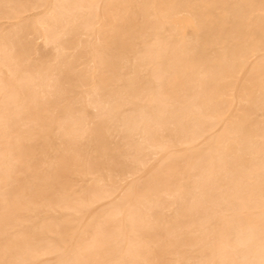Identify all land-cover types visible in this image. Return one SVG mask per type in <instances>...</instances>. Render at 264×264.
Masks as SVG:
<instances>
[{
	"label": "bare ground",
	"instance_id": "6f19581e",
	"mask_svg": "<svg viewBox=\"0 0 264 264\" xmlns=\"http://www.w3.org/2000/svg\"><path fill=\"white\" fill-rule=\"evenodd\" d=\"M0 264H264V0H0Z\"/></svg>",
	"mask_w": 264,
	"mask_h": 264
}]
</instances>
